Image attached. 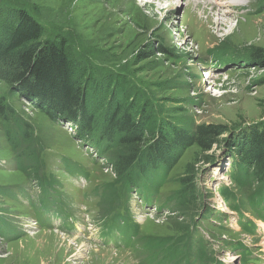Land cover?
<instances>
[{
    "label": "rangeland",
    "instance_id": "rangeland-1",
    "mask_svg": "<svg viewBox=\"0 0 264 264\" xmlns=\"http://www.w3.org/2000/svg\"><path fill=\"white\" fill-rule=\"evenodd\" d=\"M215 2L0 0V41L16 15L25 11L41 26L40 40L64 39L94 87L108 89L105 105L114 103L122 89L140 90L153 106L155 122L166 118L186 132L201 124H220L227 130L209 151L197 144L186 147L158 193L148 190L156 211L142 210L140 196L126 194L115 183L111 157L121 147L109 148L105 156L91 154L96 145L77 134V123L62 119L48 102L27 92L25 81L13 78V60L0 58V103L10 113L7 120L0 116V264H162L163 255L152 262L144 245L164 239L172 243L165 252L171 251L185 225L189 247L197 249L202 242L211 263L239 264L237 249L246 246L250 257L258 254L264 264V224L255 214L264 205V184L239 187L229 178L242 162L247 131L264 128V0H242L228 9ZM220 9L228 11L227 23L217 19ZM211 65L220 72L210 70ZM132 104L128 98L121 113ZM16 120L30 128L40 161L38 178L18 167L24 146L15 150L6 139L8 129L19 136ZM187 170L194 173L196 202L184 208L168 200L181 188L177 179L190 175ZM221 185L232 199L221 195ZM44 196L51 209L45 219L60 209L86 236L43 227L37 213ZM239 212L255 222L256 235L237 224ZM113 214L136 222L138 234L128 240L118 230L114 234H120L121 246L108 248L95 242L93 233L110 226ZM195 252L177 255L171 264H185Z\"/></svg>",
    "mask_w": 264,
    "mask_h": 264
},
{
    "label": "trees",
    "instance_id": "trees-1",
    "mask_svg": "<svg viewBox=\"0 0 264 264\" xmlns=\"http://www.w3.org/2000/svg\"><path fill=\"white\" fill-rule=\"evenodd\" d=\"M16 16L17 19L9 26V31L5 30V40L0 41V58L10 57L16 67L13 78L19 82L25 81L23 88L35 95L38 100L48 102L60 113L62 119L77 123L79 130L77 134L88 138L97 146L101 154L105 156L109 148L121 147L113 152L111 162L116 172L115 183L120 184L126 194H129L133 188L146 191L151 189L158 193L159 188L166 183L171 168L186 147L197 144L204 152L209 151L216 139L227 131L225 126L220 124H201L197 125L194 131L186 132L178 129L166 118L155 122L153 106L149 98L140 90L136 94L137 90L123 91L122 89V92L116 94L117 99L114 103L112 101L105 105L108 89L103 88L98 91L100 87H94L92 79L85 76L84 69L86 67L79 66L72 59L64 39L58 41L40 40L41 26L25 11H21ZM160 49V51H166L162 47ZM82 81L83 85H80ZM118 84L116 80L113 87L115 91L118 89ZM94 89L96 92H90ZM88 92L92 93L91 99L88 98ZM128 98L133 100V104L126 113L122 114L121 111ZM9 114L8 106L0 103V116L7 120ZM95 121L96 123H94ZM15 125L19 136H16L13 130L10 131L11 129L6 131L5 136L15 150H20L24 146L16 159L18 167L27 174H36L38 178L40 161L31 145L30 128L21 125L18 120L15 121ZM263 130L264 128H250L244 136L245 144L241 147L242 162L232 176V181L239 187H247L254 183L264 184ZM148 134L152 135L151 139L147 138ZM21 138L24 142L19 141ZM26 155L27 158H25ZM250 167L252 169L248 172ZM150 171L153 175H149ZM156 171H159L160 174H157ZM187 172L190 175H184L177 179L181 188L173 191L168 200L174 201L176 205L184 208L187 204L196 202L194 173L188 170ZM228 192V189L220 190L227 200L229 199L226 195ZM109 194L112 196L113 192H109ZM255 196L260 199L262 194L255 193ZM47 197H42L39 200V205L44 207ZM255 214L264 220V207L255 208ZM196 215L195 213L191 216L190 221ZM41 216L42 211L40 210L37 217L44 224ZM108 219H115V224L123 221L121 222L124 224L123 232L128 240L130 237L137 236V224L130 221L127 225L128 218L121 220L119 214H113ZM4 225L1 227L3 228ZM184 227L186 229L183 230V235L177 244L175 242L171 251L165 252L170 249L172 243L164 239H159L161 244L144 245L152 262L158 260V255H163L160 262L171 264L177 255L183 254L184 256L188 252L190 254L196 250L194 259L190 260L188 254L184 260L185 264L211 263L207 259V251L202 242L197 249L193 246L189 247L187 244L189 227L187 225ZM253 228V223L249 227L245 224L242 226V229L248 233ZM183 259L184 257L181 258V261ZM238 263L246 264L244 260Z\"/></svg>",
    "mask_w": 264,
    "mask_h": 264
},
{
    "label": "bare ground",
    "instance_id": "bare-ground-1",
    "mask_svg": "<svg viewBox=\"0 0 264 264\" xmlns=\"http://www.w3.org/2000/svg\"><path fill=\"white\" fill-rule=\"evenodd\" d=\"M215 1L217 2V3L216 2L215 3L219 4L222 8L228 9V8H231L232 6H234L236 3L238 4V2L241 3L242 0L241 1L240 0H215ZM220 12H221V14L218 13V18L217 19L221 20V21H226V23H227L228 20L226 18H224V17L227 14L226 12H228V11H224V10L220 9ZM209 75H211L210 72L206 73V76H209Z\"/></svg>",
    "mask_w": 264,
    "mask_h": 264
}]
</instances>
